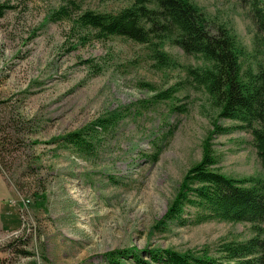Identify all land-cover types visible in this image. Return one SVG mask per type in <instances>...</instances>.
Wrapping results in <instances>:
<instances>
[{"label": "rangeland", "instance_id": "rangeland-1", "mask_svg": "<svg viewBox=\"0 0 264 264\" xmlns=\"http://www.w3.org/2000/svg\"><path fill=\"white\" fill-rule=\"evenodd\" d=\"M190 1L208 28L226 26L247 48L244 67L264 65L244 0ZM131 4L0 0V149L12 163L6 173L0 168V264H135L136 254L151 264L160 249L214 255L219 243L251 236L247 223L165 219L206 145L225 175L264 177V168L249 130L216 131L215 122L236 121L220 117L189 77L188 67L204 66L200 57L165 40L161 49L174 64L159 66L154 45L99 38L76 24L86 10L117 13ZM169 88L177 89L172 98H154ZM118 112L115 124L98 129L92 154L64 140Z\"/></svg>", "mask_w": 264, "mask_h": 264}, {"label": "trees", "instance_id": "trees-1", "mask_svg": "<svg viewBox=\"0 0 264 264\" xmlns=\"http://www.w3.org/2000/svg\"><path fill=\"white\" fill-rule=\"evenodd\" d=\"M130 1L131 5L117 13L86 10L79 14L76 24L80 29H92L99 38L118 35L154 45V59L159 66L174 64L173 58L161 49L165 40L180 46L186 54L200 57L204 66L188 67L189 77L196 86L207 91L219 109L220 117L236 121L231 126L215 122L216 131L229 133L237 129L249 130L264 168V65L259 68L244 67L242 59L248 54L247 48L237 41L226 26L220 25L215 31L208 28L205 13L190 0ZM244 1L250 6L251 17L264 43V0ZM176 91L169 88L154 98L169 99ZM121 116L118 112L99 118L90 129L70 132L64 140L80 152L92 154L97 144L98 129L107 130ZM16 130L12 135L18 141L24 133L19 128ZM12 135L7 133L2 137V144L5 141L8 143ZM211 151V147L206 145L200 162L188 170L184 185L174 198L165 219L181 225L209 220L247 223L252 230L251 236L219 243L214 247V255L206 250L199 254L160 249L150 255L153 260L151 264H264V177L225 175L217 170L218 159ZM7 154L6 147H2V173L12 166L6 158ZM34 162L27 166L32 172ZM37 185L40 187V181ZM187 207H193L195 211L186 213ZM19 250L29 253L26 249ZM135 257V264H149L138 254Z\"/></svg>", "mask_w": 264, "mask_h": 264}, {"label": "crops", "instance_id": "crops-1", "mask_svg": "<svg viewBox=\"0 0 264 264\" xmlns=\"http://www.w3.org/2000/svg\"><path fill=\"white\" fill-rule=\"evenodd\" d=\"M1 225H2V227H5V224L4 223H0ZM12 228H14V227H9V228H7V229H12Z\"/></svg>", "mask_w": 264, "mask_h": 264}]
</instances>
